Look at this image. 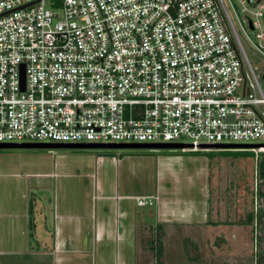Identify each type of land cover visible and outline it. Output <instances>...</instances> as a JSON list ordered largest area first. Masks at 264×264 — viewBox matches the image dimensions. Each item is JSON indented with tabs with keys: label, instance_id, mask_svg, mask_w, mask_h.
Listing matches in <instances>:
<instances>
[{
	"label": "built area",
	"instance_id": "2783aa9c",
	"mask_svg": "<svg viewBox=\"0 0 264 264\" xmlns=\"http://www.w3.org/2000/svg\"><path fill=\"white\" fill-rule=\"evenodd\" d=\"M239 2L254 6L253 39L225 0H0V143H176L257 159L264 0Z\"/></svg>",
	"mask_w": 264,
	"mask_h": 264
},
{
	"label": "rangeland",
	"instance_id": "374dc122",
	"mask_svg": "<svg viewBox=\"0 0 264 264\" xmlns=\"http://www.w3.org/2000/svg\"><path fill=\"white\" fill-rule=\"evenodd\" d=\"M225 1L233 5L231 15L240 35L243 36L244 28L253 39L255 33L247 30L245 16L250 15L249 11H253L254 6L248 5L249 11H241L239 0ZM45 4L50 7V1ZM246 53L254 67L263 68L261 60L248 48ZM51 150L52 152L46 148H0V172H48L55 162L53 154L61 153L66 156L59 160L73 167L71 173L77 174L89 171L86 167L96 156L109 155L117 158L130 157L123 160L116 169L119 179H124L125 174L135 168L140 172L139 179L146 180L149 173H154L155 168H159L157 157H189L182 162L185 173L177 172L179 159L171 160L169 167L175 166L177 170L159 178L162 180L159 181L162 212H154L158 200L156 194L137 199L141 209L135 243L136 264H264V182L258 174V164L260 160H264V150L258 151L257 159L252 153L232 154L214 150H211L213 153H182L180 150L172 152L168 149L150 151L139 148ZM196 168L200 171L195 173ZM102 170L113 173V165L106 162ZM131 183L135 185L138 181ZM202 195L204 202L207 200L205 215L202 211L203 222L175 223L171 217H166L172 221L165 224L153 222L158 214L160 218L164 214L171 215L174 210L164 211L167 205L176 206L186 200H197ZM259 210L263 213L261 223L257 219ZM192 216L197 219L198 215ZM158 239H161V255L157 252Z\"/></svg>",
	"mask_w": 264,
	"mask_h": 264
},
{
	"label": "crops",
	"instance_id": "0c3cea01",
	"mask_svg": "<svg viewBox=\"0 0 264 264\" xmlns=\"http://www.w3.org/2000/svg\"><path fill=\"white\" fill-rule=\"evenodd\" d=\"M53 155L55 162L48 172H0V264H136L141 209L137 199L156 194L154 212H162L159 178L175 173V166L169 167L171 160L179 159L177 172L185 173L182 162L189 157L159 156V168L142 180L135 168L124 179L118 178L116 169L130 157L98 155L88 163L89 171L75 174L73 167L59 160L65 154ZM106 162L113 165V173L102 170ZM135 180L138 184L133 185ZM203 198L167 205L164 211L174 210L171 215L158 214L153 222H203L207 202Z\"/></svg>",
	"mask_w": 264,
	"mask_h": 264
},
{
	"label": "water",
	"instance_id": "95a60500",
	"mask_svg": "<svg viewBox=\"0 0 264 264\" xmlns=\"http://www.w3.org/2000/svg\"><path fill=\"white\" fill-rule=\"evenodd\" d=\"M264 79V75H263ZM185 147H192V145L176 144V143H0V148H48V149H72V148H87V149H126V148H139V149H180ZM204 147V146H202ZM212 147V146H211ZM226 146H216V148H224ZM233 147V146H231ZM264 147V144L260 145Z\"/></svg>",
	"mask_w": 264,
	"mask_h": 264
},
{
	"label": "trees",
	"instance_id": "16d2710c",
	"mask_svg": "<svg viewBox=\"0 0 264 264\" xmlns=\"http://www.w3.org/2000/svg\"><path fill=\"white\" fill-rule=\"evenodd\" d=\"M213 153V152H211ZM222 153H232V154H249L250 152H246V151H239V152H231V151H222ZM258 174H259V178L264 182V160H260L259 164H258ZM263 213L261 210L258 211L257 213V219L258 222L261 223V219H262ZM154 232V231H153ZM158 245H157V252L158 255H161V239H158ZM158 264H161V262H158Z\"/></svg>",
	"mask_w": 264,
	"mask_h": 264
},
{
	"label": "bare ground",
	"instance_id": "6f19581e",
	"mask_svg": "<svg viewBox=\"0 0 264 264\" xmlns=\"http://www.w3.org/2000/svg\"><path fill=\"white\" fill-rule=\"evenodd\" d=\"M136 161V160H135ZM182 217H179V219H181ZM183 218H184V216H183Z\"/></svg>",
	"mask_w": 264,
	"mask_h": 264
}]
</instances>
